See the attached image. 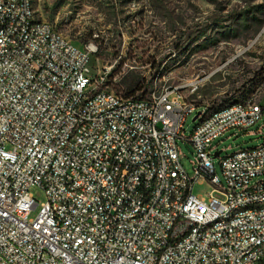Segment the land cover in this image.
Here are the masks:
<instances>
[{
  "label": "built area",
  "instance_id": "built-area-1",
  "mask_svg": "<svg viewBox=\"0 0 264 264\" xmlns=\"http://www.w3.org/2000/svg\"><path fill=\"white\" fill-rule=\"evenodd\" d=\"M97 52L31 3L0 0V264H264V149L223 157L224 183L212 162L216 138L263 118L264 87L246 106L204 116L207 104L183 95L201 80L138 99L97 79ZM179 138L195 147L194 177H175ZM199 180L213 189L196 194ZM229 207L235 217L203 229L207 213Z\"/></svg>",
  "mask_w": 264,
  "mask_h": 264
},
{
  "label": "rangeland",
  "instance_id": "rangeland-1",
  "mask_svg": "<svg viewBox=\"0 0 264 264\" xmlns=\"http://www.w3.org/2000/svg\"><path fill=\"white\" fill-rule=\"evenodd\" d=\"M34 8L75 44L96 43L89 67L114 92L141 95L201 80L196 92L185 89L183 95L213 110L263 89L264 0H34ZM196 114L187 119L186 136L201 121L193 120ZM263 141L264 116L214 140L222 152L212 162L223 183V157ZM178 147L194 177L195 147L180 138ZM212 189L203 182L194 192ZM31 192L40 203L47 199L40 188Z\"/></svg>",
  "mask_w": 264,
  "mask_h": 264
},
{
  "label": "bare ground",
  "instance_id": "bare-ground-1",
  "mask_svg": "<svg viewBox=\"0 0 264 264\" xmlns=\"http://www.w3.org/2000/svg\"><path fill=\"white\" fill-rule=\"evenodd\" d=\"M13 1H22V0H13ZM26 3H31V5H34V0H25ZM15 31H24V22H16L15 24ZM12 39V32H4L3 33V41H10ZM264 87V85H263ZM158 90H153L148 95H157ZM145 93L138 95V99H145L146 95ZM249 97L251 95H248L246 97H239L230 103L218 107L216 109L211 110V107L209 105H206L204 108V116H214L217 113H220L222 111L227 110L231 107H242L246 106L249 103ZM200 118L202 121V114H200ZM264 149V142L258 146L253 147L252 152H260ZM175 177L176 179H185L186 178V170L184 167H176L175 168ZM119 179H127V172H119ZM201 181L199 180L197 184H199ZM264 208V199H258L255 202V209H262ZM240 209L243 210H250L251 209V202H240ZM236 216V207H229V208H223V209H216L213 210L211 213H207L204 216L203 221V229H210V226L212 224H216L219 220H224L228 218H232Z\"/></svg>",
  "mask_w": 264,
  "mask_h": 264
},
{
  "label": "water",
  "instance_id": "water-1",
  "mask_svg": "<svg viewBox=\"0 0 264 264\" xmlns=\"http://www.w3.org/2000/svg\"><path fill=\"white\" fill-rule=\"evenodd\" d=\"M200 114H201V112L198 111L197 114L195 115V117L193 118V120L196 121L197 119H199L200 118ZM221 152L222 151H217L216 152V156H219L221 154Z\"/></svg>",
  "mask_w": 264,
  "mask_h": 264
},
{
  "label": "trees",
  "instance_id": "trees-1",
  "mask_svg": "<svg viewBox=\"0 0 264 264\" xmlns=\"http://www.w3.org/2000/svg\"><path fill=\"white\" fill-rule=\"evenodd\" d=\"M132 85H133V84H132ZM132 85H130V86H132ZM131 92H134V91L131 90ZM127 95H130V94H127ZM131 95H133V94H131Z\"/></svg>",
  "mask_w": 264,
  "mask_h": 264
}]
</instances>
